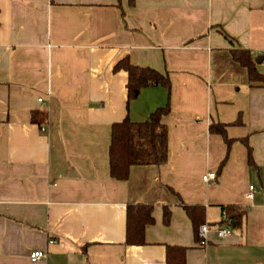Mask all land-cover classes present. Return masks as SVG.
<instances>
[{"label":"crops","instance_id":"obj_1","mask_svg":"<svg viewBox=\"0 0 264 264\" xmlns=\"http://www.w3.org/2000/svg\"><path fill=\"white\" fill-rule=\"evenodd\" d=\"M236 48L264 74V0H0V264H165L167 245L186 247V264H264V85ZM125 57L170 89L128 102L127 72L114 69ZM167 102V161L113 178L112 124ZM211 123L226 124L229 147ZM131 142L145 154L135 129ZM136 203L153 206L142 245L125 241ZM184 204L205 208L203 245ZM228 205L246 212L220 238ZM33 250L46 257L32 262Z\"/></svg>","mask_w":264,"mask_h":264},{"label":"trees","instance_id":"obj_2","mask_svg":"<svg viewBox=\"0 0 264 264\" xmlns=\"http://www.w3.org/2000/svg\"><path fill=\"white\" fill-rule=\"evenodd\" d=\"M233 59L246 68L248 81L251 85H264V74L258 71L253 55L248 49L236 48L231 51ZM114 69H124L128 78L126 83L127 101L135 99L142 88L149 86H162L170 89V79L166 73H162L152 67H142L132 64L127 57L116 63ZM170 111L169 102L164 106L157 107L149 117L143 121L133 122L125 118L115 122L111 126L109 155V172L113 178L125 180L129 176L132 164L161 165L167 161V126L162 122V116ZM46 119L45 112H32L31 120L41 124ZM240 120L234 123H239ZM226 124L211 123L210 132L220 133L228 147L231 139L226 134ZM135 129L137 138L145 140L146 152L142 156L133 157L131 142V131ZM247 144V143H246ZM250 158V147L247 145ZM183 208L191 219L195 234L197 236L199 225L205 221V208L203 205L184 204ZM224 218L217 223L219 226L232 224L240 226L242 216L246 209H238L237 206H222ZM153 206L149 204H129L126 209V231L125 241L130 245L145 244V228L153 223ZM169 210L164 208L163 220L169 221ZM198 239V238H197ZM186 250L184 246L167 245L165 264H186Z\"/></svg>","mask_w":264,"mask_h":264},{"label":"built area","instance_id":"obj_3","mask_svg":"<svg viewBox=\"0 0 264 264\" xmlns=\"http://www.w3.org/2000/svg\"><path fill=\"white\" fill-rule=\"evenodd\" d=\"M43 100L42 97L38 98V101L41 102ZM216 177V173L214 171L212 172H208L205 175L202 176V180L203 181H211ZM253 187L250 186V190H252ZM248 197H252V192H249ZM225 214H223L224 216ZM211 230V228L207 225V224H201L198 228V235H199V244L203 245L205 243V240L207 238V233ZM214 232L216 233V235L220 238H225L227 237L231 231H232V227L230 224H225L222 226H216L214 227ZM54 240H49V243H54ZM46 257V252L44 250H33L30 252L29 254V259L32 262H37L42 260L43 258Z\"/></svg>","mask_w":264,"mask_h":264},{"label":"rangeland","instance_id":"obj_4","mask_svg":"<svg viewBox=\"0 0 264 264\" xmlns=\"http://www.w3.org/2000/svg\"><path fill=\"white\" fill-rule=\"evenodd\" d=\"M260 69L264 72V63L261 65Z\"/></svg>","mask_w":264,"mask_h":264},{"label":"water","instance_id":"obj_5","mask_svg":"<svg viewBox=\"0 0 264 264\" xmlns=\"http://www.w3.org/2000/svg\"><path fill=\"white\" fill-rule=\"evenodd\" d=\"M261 60H262V58L260 57V58L258 59V62L261 61Z\"/></svg>","mask_w":264,"mask_h":264}]
</instances>
